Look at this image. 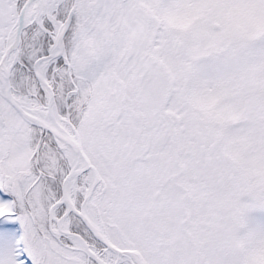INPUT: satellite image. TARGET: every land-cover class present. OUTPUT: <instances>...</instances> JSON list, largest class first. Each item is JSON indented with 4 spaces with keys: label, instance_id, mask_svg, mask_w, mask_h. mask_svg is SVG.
I'll list each match as a JSON object with an SVG mask.
<instances>
[{
    "label": "snow or ice",
    "instance_id": "snow-or-ice-1",
    "mask_svg": "<svg viewBox=\"0 0 264 264\" xmlns=\"http://www.w3.org/2000/svg\"><path fill=\"white\" fill-rule=\"evenodd\" d=\"M0 264H264V0H0Z\"/></svg>",
    "mask_w": 264,
    "mask_h": 264
}]
</instances>
